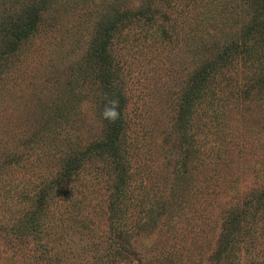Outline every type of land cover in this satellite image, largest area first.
<instances>
[{"label": "rangeland", "instance_id": "374dc122", "mask_svg": "<svg viewBox=\"0 0 264 264\" xmlns=\"http://www.w3.org/2000/svg\"><path fill=\"white\" fill-rule=\"evenodd\" d=\"M147 1L0 0V264H264V0Z\"/></svg>", "mask_w": 264, "mask_h": 264}, {"label": "trees", "instance_id": "16d2710c", "mask_svg": "<svg viewBox=\"0 0 264 264\" xmlns=\"http://www.w3.org/2000/svg\"><path fill=\"white\" fill-rule=\"evenodd\" d=\"M152 0L147 1V5H144L143 7L138 8L137 10H127L125 12L122 13H118L115 15V17L113 18V20H111L110 22V27H107L104 29V33L108 36L109 35V30L114 29L119 23L123 24L125 22V20H130V18L133 16L134 13L138 12L137 14L139 15H143L146 12H150V13H154V10H150L152 8ZM108 40H105L104 45L101 47V49H105V44L107 43ZM109 75V74H108ZM106 87L109 91L113 92V91H117L115 89H117V84H116V79L115 77H111L110 75L107 77L106 79ZM115 127L118 128V130H121V122L120 121H116L114 123ZM114 143V142H113ZM113 146H117L116 143L113 144ZM112 146V147H113Z\"/></svg>", "mask_w": 264, "mask_h": 264}, {"label": "clouds", "instance_id": "9594fccd", "mask_svg": "<svg viewBox=\"0 0 264 264\" xmlns=\"http://www.w3.org/2000/svg\"><path fill=\"white\" fill-rule=\"evenodd\" d=\"M107 103L105 104L101 116L104 120L109 123H115L118 119H120V111L119 104L120 101L118 98H108L106 95Z\"/></svg>", "mask_w": 264, "mask_h": 264}]
</instances>
